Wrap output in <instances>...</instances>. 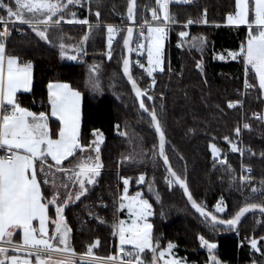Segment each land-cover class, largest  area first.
Here are the masks:
<instances>
[{
    "label": "trees",
    "instance_id": "trees-1",
    "mask_svg": "<svg viewBox=\"0 0 264 264\" xmlns=\"http://www.w3.org/2000/svg\"><path fill=\"white\" fill-rule=\"evenodd\" d=\"M130 0H91V6L69 5L65 18L88 19L91 23L118 24L125 26L111 49L108 59L107 28L103 25L91 27V31L78 25H61L66 49L72 55L81 49L83 37L86 41L87 58L83 64L75 65L65 59L60 49L46 43L26 25L18 32L13 28L7 43V52L17 55L22 61H31L33 68V88L28 94H21L19 104L32 112L50 114L48 95L49 83H65L82 93L81 143L89 145L96 138L93 132L102 133L104 144L100 146L103 162L101 174L94 185L80 201L70 204L64 212L70 233L71 247L77 254L86 253L89 246L100 241L94 253L108 257L117 251V239L112 227L118 222L121 211L117 201L124 185L119 180L130 179V194L140 192L153 208L150 218L153 224L152 240L158 251L165 250L169 242L176 245V255L189 263L209 264L207 248L201 246L200 236L217 244L215 254L224 264H264L260 253H254L246 239L264 236V216L254 214L248 217L237 230L218 227L212 230L207 223L190 209L183 193L175 184H169V173L158 154V138L150 117L141 112L132 90L122 74L125 57L123 40L128 28V4ZM158 9L157 0H138L137 24L143 15L151 24H164L162 20H152L151 10ZM206 10V15H205ZM100 12V17L95 12ZM236 0H189L188 3L172 2L169 13L175 25L170 28V41L165 49L164 72L156 73L155 85L135 65L133 52V77L142 90L152 96L144 99L146 107L155 110L168 141L167 156L173 170L186 178L193 198L207 211L221 218H230L243 207L245 202L264 203V196L251 193V188H259L264 181V120L254 114H264V95L258 88L254 73L248 82L255 87L244 91L245 64L238 58L230 62L215 60L217 53L239 51L246 43L248 28L226 27L227 16L235 14ZM4 12L0 11V16ZM121 17V18H120ZM250 14V20H252ZM192 19L196 25L188 30L186 37H180L184 25ZM207 19L208 23L202 21ZM201 24H206L202 26ZM200 25V26H199ZM254 25V24H253ZM138 32L135 42L138 38ZM54 36V30L49 31ZM207 42L201 47H193L198 38ZM182 45V50L175 47ZM76 49V51L73 50ZM65 49V50H66ZM202 64L203 71L197 64ZM95 68V72L91 69ZM90 76L98 78L101 91L93 92L88 86ZM239 100L242 106L228 108L230 101ZM249 123L250 130L244 133V145L255 155H246L243 162L229 151L224 137L232 139L235 128ZM55 133L59 123L49 119ZM119 125V128L116 126ZM121 133H126L122 135ZM217 144L227 164L214 161L211 144ZM84 154V153H83ZM70 157L64 166L78 162L83 155ZM133 159L128 160L126 157ZM253 171L250 182H242L241 166ZM140 175L145 182L138 184ZM38 179H43L40 175ZM47 193L49 186L42 184ZM156 193L159 194L157 199ZM106 203L105 208H94L99 198ZM221 199L227 206L223 214L216 213L215 206ZM49 215L55 218L54 206L49 207ZM96 212L104 222L99 224L89 219ZM259 221V223H257ZM50 229L53 227L49 225ZM151 253L145 251L143 257L151 260Z\"/></svg>",
    "mask_w": 264,
    "mask_h": 264
},
{
    "label": "snow or ice",
    "instance_id": "snow-or-ice-1",
    "mask_svg": "<svg viewBox=\"0 0 264 264\" xmlns=\"http://www.w3.org/2000/svg\"><path fill=\"white\" fill-rule=\"evenodd\" d=\"M188 3L189 0H181ZM81 0H0V11L4 12L0 16V264H33L32 257H35V264H49L53 255L60 256L55 264H183L172 256V250L176 245L168 243L167 249L158 251V245L152 240L153 224L147 223V217L153 215L152 204L143 198L142 193L136 192L129 196L130 179L123 178V195L119 198V211L127 209V215L131 220L127 224L125 220H120L115 225V234L119 237V254L106 258H93L85 261L83 257L77 259V253L69 243L72 229L67 223L64 215L65 209L81 197H85L89 191L88 185L96 183V177L100 175L103 162L100 159V144L103 142L100 133L93 132L96 137L91 144L81 143V122L82 93L74 90L68 84L49 83L48 95L50 104V114L47 112L35 113L22 107L17 100V93L30 92L33 83V68L31 61H22L17 55L7 53L6 41L10 35V22L27 25L37 37L46 43L54 44L60 49L61 56L65 55L67 45L64 43L62 32L59 26L62 21L68 24L89 25L87 19H76L75 13H71L72 18L65 20V12L69 5L80 4ZM171 0H157L159 12L156 8L151 10L152 20H161L166 25L173 22L169 13ZM89 7L91 0H88ZM136 0H130L128 7V19L135 22ZM235 14L227 16L229 25H248V35L246 43H243L238 52L229 53L232 59L240 58L245 64V88L255 87L247 81V73L253 72L258 80V88L264 95V0H254L250 7L249 0H236ZM162 13V17L161 14ZM250 13L252 20H250ZM206 15V10H205ZM95 16L100 17V12L96 11ZM208 23L207 19L202 21ZM192 24V20H188ZM145 29L141 26L140 36L146 43H138L137 51L144 49L147 53V67L136 61L138 66L152 77V84L155 85L154 73L164 72V41L167 38L165 26H152L148 21ZM255 25L253 28L252 25ZM54 30V36H49V31ZM91 31V25H89ZM133 28H127V36L123 43L128 53L131 54L133 48L131 41ZM145 31L147 35H145ZM108 47L111 49L114 35L118 32L114 26H107ZM180 37H186L187 32H180ZM88 40V35L83 37V41ZM198 43L193 42V47H201L207 42L205 37L198 38ZM76 51L75 48H73ZM83 50V44L80 51ZM109 59L111 52L109 51ZM68 59L76 60L77 55L69 56ZM220 59H224L223 56ZM132 61L130 58L124 59L123 73L127 76L139 99V107L148 113L156 132L159 134V156L162 157L163 164L169 173L168 183L178 184L184 190L191 206L204 218L212 230L219 226H225L226 230H232L239 226L241 218L249 212L257 209L264 214V203L245 202L243 207L230 216L221 218L193 199L189 191L186 178L178 175L169 163L168 156L164 148L166 136L161 125V121L155 110V105L145 106L144 97L152 100L147 92L137 86L136 80L131 73ZM203 71L202 64L198 63ZM96 69H91L95 72ZM88 86L93 92H100L101 87L98 78L90 76ZM242 106L239 100L230 101L228 108ZM258 120H264V114H254ZM50 117L59 121L58 130L54 133L49 125ZM119 128V125L116 126ZM250 124L244 123L243 128L250 130ZM235 135L239 137L241 128H235ZM126 135V133H121ZM231 146L232 152L244 153L238 144L229 137H224ZM89 154L82 157L74 168L64 166V162L70 157H76L78 153ZM211 152L214 161L227 164V158L221 157V149L217 144H211ZM94 153L95 155H92ZM250 155H255L249 149ZM264 156V153H261ZM132 160L131 156L126 157ZM69 163L71 161L69 160ZM248 173L241 176L242 182H250L251 168L244 169ZM61 174L58 176L57 174ZM38 174H42L43 179H38ZM145 176L140 175L138 183H144ZM42 184L49 186L46 193L42 189ZM251 193L264 196V181L259 188H251ZM157 199L159 194L156 193ZM55 208L54 233L50 235L47 227L49 221V207ZM226 205L221 199L216 204V213H223ZM98 218V217H97ZM36 222V223H34ZM101 223L104 221L101 220ZM142 222V223H141ZM17 232H22V243L19 242ZM15 237V238H14ZM201 246L207 248L211 264H222L218 260L215 250L217 244L200 236ZM100 241L96 240L94 245L88 247L85 256L93 257L92 248L99 246ZM130 247H125V246ZM249 246L254 253H260L264 259V236L252 237ZM145 251L150 252L151 260L143 258ZM22 254L23 258L21 255ZM171 257V258H169ZM253 264H256L253 261Z\"/></svg>",
    "mask_w": 264,
    "mask_h": 264
},
{
    "label": "rangeland",
    "instance_id": "rangeland-1",
    "mask_svg": "<svg viewBox=\"0 0 264 264\" xmlns=\"http://www.w3.org/2000/svg\"><path fill=\"white\" fill-rule=\"evenodd\" d=\"M65 2H66V0H65ZM254 3V0H249V5H250V7L252 6V4ZM84 4H88V0H81V3L80 4H75V7H82V6H84ZM68 11H69V8L67 9ZM66 10V11H67ZM157 11L159 12V6H158V9H157ZM236 11H237V9H236ZM71 13H72V10H71ZM161 14V17H162V13H160ZM251 14V13H250ZM121 18V17H120ZM250 18V17H249ZM76 19H78V18H76ZM65 20H67V18H65ZM79 20V19H78ZM88 20V19H87ZM162 20V19H161ZM89 21V20H88ZM16 24H19V23H16ZM118 24H122V23H118ZM194 24H195V22H194ZM226 24L227 25H229L228 23H227V21H226ZM226 24H225V26H226ZM63 26V25H78V26H82V27H85L86 28V30L88 31V29H89V25H91V27H97V26H100V25H103V26H105L106 28H107V26H109V25H112V26H114V25H116V24H98V23H91L90 21H89V25H82V24H68V23H65L64 21H62L61 22V24H60V26ZM123 26H121L120 28L122 29L125 25L124 24H122ZM149 25H152V26H165L166 27V29H167V38L165 39V41H164V49H163V56H164V63H165V49H166V45L168 44V42L170 41V30H169V28H168V26H167V24L165 25V24H151V23H149ZM202 26H206V24H201ZM27 26V25H26ZM185 26V25H184ZM192 26H194V25H192ZM192 26H188V27H184V31L183 32H187L188 33V30H189V28L190 27H192ZM200 26V25H199ZM229 26H236V25H229ZM115 27V26H114ZM227 27V26H226ZM239 27H247L248 28V25H239ZM116 28V27H115ZM117 29V28H116ZM120 29V30H121ZM138 29V28H137ZM120 30H119V32H117L115 35H114V39H113V44H112V47L114 46V44L116 43V41H117V39H118V37H119V34H120ZM146 35H147V32H146ZM107 39H108V32H107ZM247 41V40H246ZM143 43H146V41H144ZM86 47H87V43L85 42V44H84V48H83V50L82 51H80V49L79 50H77V52L75 53V55H78V54H80V53H84V52H86L85 50H86ZM112 47H111V49H112ZM175 47H177V49H180V50H182V45L181 44H177ZM111 49H109V47H107V51H108V54H109V51H111ZM71 49L70 48H68V49H66L65 50V55L63 56L65 59L68 57V56H72V51H70ZM238 52V51H237ZM87 53V52H86ZM145 53H146V51H145ZM229 53H232V51H226V52H220V53H217L216 54V56H215V60L216 61H218V62H230V61H235V60H237V59H232L231 58V56L229 55ZM221 56H223L224 57V59H220V57ZM108 59H109V55H108ZM145 66L147 67V53H146V56H145ZM140 69V68H139ZM141 71V70H140ZM141 73H143V75L147 78V72L144 70L143 72H141ZM156 73H160L159 71H157ZM156 73H154L153 75H155ZM149 81H150V85L149 86H151L152 88L154 87L153 86V84H152V80H153V78L151 77L150 79L149 78H147ZM82 101H83V99H82ZM82 101H81V106H82ZM81 111H82V108H81ZM100 134V132H98V134L97 135H99ZM102 140H103V142L100 144V146L102 145V144H104V141H105V137L104 136H102ZM229 151L231 152V153H234V152H232L231 151V147H229ZM89 153L88 152H85L82 156H81V158L82 157H86L87 155H88ZM92 155H95L94 153H92ZM221 157H223L222 156V154H221ZM81 158H80V160H81ZM79 160V161H80ZM79 161L78 162H76V163H74L73 165H70V166H67V167H69V168H74L76 165H77V163H79ZM100 174H101V170H100ZM39 175H41V177H42V174H39ZM58 176H60L61 174H57ZM100 176V175H99ZM98 176V177H99ZM98 177H96V181H97V179H98ZM43 178V177H42ZM139 185H141V183H138ZM143 184V183H142ZM129 191H128V195L129 196H133L132 194H130V191L132 190V187H131V184H129ZM124 189V188H123ZM122 195H123V192H122ZM77 202V201H76ZM76 202H74V203H76ZM149 202V201H148ZM150 203V202H149ZM220 203V202H219ZM71 204H73V203H71ZM152 211H153V208H152ZM226 211V210H225ZM224 211V212H225ZM223 212V213H224ZM122 213V215L120 216V218H119V220H118V222L120 221V220H125L126 221V226H127V224H130L131 223V220L129 219V217H128V215H127V209H125L124 211H122L121 212ZM223 213H219V214H223ZM153 215H150V216H148L147 217V223H151L150 222V218L152 217ZM56 219V217L53 219V220H55ZM117 222V223H118ZM142 223V222H141ZM54 227L55 226H53V228H52V234L54 233ZM70 235V234H69ZM115 237H116V239H117V244H118V246L120 247V243H119V237L115 234ZM69 243H70V245H71V242H70V239H69ZM126 248L127 247H130V246H125ZM119 251V250H118ZM118 251H116V252H118ZM115 252V253H116ZM207 252H208V250H207ZM85 254V253H84ZM18 255H21L22 256V258H23V255L22 254H18ZM172 256L173 257H175L177 260H181V258H179L177 255H176V251H175V248L172 250ZM144 258V257H143ZM169 258H171V257H169ZM32 259V261H33V263L35 262V257H32L31 258ZM219 260V259H218ZM181 261H183V264H189V262H186L185 260H181ZM160 264H163V262L161 261L160 262ZM209 264H211V261H210V259H209ZM222 264H224V263H222Z\"/></svg>",
    "mask_w": 264,
    "mask_h": 264
},
{
    "label": "built area",
    "instance_id": "built-area-1",
    "mask_svg": "<svg viewBox=\"0 0 264 264\" xmlns=\"http://www.w3.org/2000/svg\"><path fill=\"white\" fill-rule=\"evenodd\" d=\"M172 2H181V0H171V3H172ZM171 3H170V4H171ZM170 4H169V6H170ZM145 20H147V19H146V16L143 15V17H142V22H141L140 24H137V28H138L139 32H138V38H137V41L134 43V50H133V52H134V54H135V65H136V67H138V68H140V67L138 66V64L136 63V61H139L140 63H142V64L145 65V56H146L145 50H144V49H140V50H139V52H143V53H144L143 55H139V53H138V51H137V44L145 41V40L140 36L141 26H143L145 29H146L147 26H148V25H145V24H144V21H145ZM190 20H192V19H190ZM192 21H193V20H192ZM148 24H149V22H148ZM192 25H196V24H194V21H193L192 24H187V25H185V26H183V27H188V26H192ZM20 26H21V24H16V23H15L14 26H13L12 23L10 22V27H9V33H10V35H11V32H12V29H13V28H17L18 32L21 33V31L19 30V27H20ZM114 26L118 29V32H119V30L121 29L120 27L123 26V25H122V24H116V25H114ZM167 26H168V28H169V30H170V28L173 27V26H175V25H172L171 23H168ZM252 26H253V28H255V25H252ZM0 30H2V28H0ZM10 35L7 37L6 47H7V43H8V39H9ZM145 35H146V31H145ZM86 58H87V53H86V52H84V53H80V54L77 55V59H76V60H73V64H75V65H81V64H83V62H84V60H85ZM140 70H141V72L144 71V69H142V68H140ZM251 74H252L251 71H249V72L247 73V81H248V77H249ZM146 76H147V78H149V79L151 78V77H149L148 75H146ZM245 79H246V76H245V70H244V81H243V89H244V91H245L246 89H248V88H245ZM149 87H150V86H149ZM243 124H244V123H242V126L240 127V128H241V134H240V136H239V137H236V135H235V133H234V135H233V137H232V140L238 144V147H239V148L243 151V153H244V154L241 156L239 152H234V154L237 155V157L241 160V162H243L244 157H245L246 155L249 154V148L246 147V146L244 145V142H243V140H244V133H245L246 131H248L249 129H244V128H243ZM228 145H229V144H228ZM229 147H231V146L229 145ZM245 168H247V167H244L243 165L241 166V176H246V175H248V173L244 171ZM252 173H253V171H252V169H251V174H250V175H252ZM119 181L123 183V180H119ZM121 196H122V195H121ZM119 202H120V200L118 199V201H117V204H118V205H119ZM105 207H106V203H105V201H104V199H103L102 197L99 198V200L96 202L95 205L91 206L92 209H94V208H105ZM88 217H89L90 220H94V221L98 222L99 224H102V223L100 222L101 219L99 218V216H98V214H97L96 212H91V213L89 214ZM97 217H98V218H97ZM257 223H259V221H258ZM116 224H117V223H116ZM116 224H115V225H116ZM112 230H113L114 235H115V226L112 227ZM246 244L249 245V240H247V239H246ZM118 254H119V251L116 252L114 255H118ZM80 257H83V259H84L85 261H87V260H91V259H93V258H97V259H99V258H106V257H101V256L96 255V254L94 253V251H93V257H88V256H85L84 254H77V259H78V261H79V258H80Z\"/></svg>",
    "mask_w": 264,
    "mask_h": 264
},
{
    "label": "water",
    "instance_id": "water-1",
    "mask_svg": "<svg viewBox=\"0 0 264 264\" xmlns=\"http://www.w3.org/2000/svg\"><path fill=\"white\" fill-rule=\"evenodd\" d=\"M129 4H130V1H129ZM129 4H128V7H129ZM137 8H138V0H136V6H135V9H134V11H135V22L133 23V21H131V20L128 19V22H129V23H128V28H129V27H132L133 30H134V31H133L132 41H131V47L133 48V50H134V43H135V38H136V34H137ZM126 36H127V33H126V35H125L124 38H126ZM123 49H124V54H125L124 59H126V58H130V60L132 61V64H131L130 68H131V73H132V77H133V51L131 52V54H129L128 51H127V49H126L125 46H124V43H123ZM123 62H124V60H123ZM122 74H123V77H124L125 81H126V82L128 83V85L130 86V88H131V90H132V93H133V95H134V98L137 100V102H138V104H139V99L136 97V93H135V91L133 90L131 83L129 82L127 76H125L124 73H123V63H122ZM133 79H134V77H133ZM136 83H137V82H136ZM137 86L140 88V86H139L138 84H137ZM140 89H141V88H140ZM146 97H147V96H145L144 99H145ZM145 106H146V105H145ZM140 110H141V112L145 113V112L143 111V109L140 108ZM145 114L148 115V113H145ZM148 116H149V115H148ZM152 124H153V123H152ZM153 129L155 130L154 125H153ZM155 132H156V130H155ZM156 135H157V138H158V144H159V134L156 132ZM167 145H168V141H167V138H166V143H165V148H164V151H165V154H166V155H167V153H166V151H167ZM158 153H159V148H158ZM159 158H160V160H161L162 163H163L162 157L159 156ZM168 159H169V158H168ZM169 163H170V161H169ZM170 164H171V163H170ZM163 165H164V164H163ZM164 167H165V169H166V166H165V165H164ZM172 169H173V168H172ZM186 181H187V180H186ZM175 185H176V187H177V188L183 193L184 198H185V200L187 201V203H188L190 209L192 210V212H193L195 215H197L199 218H201L205 223H207V222L204 220V218H203L202 216H200V214H199L198 212H196V210L191 206V203L188 201L187 196H186V194L184 193V190H183L182 188H180L178 184H175ZM187 185H188V183H187ZM188 188H189V186H188ZM189 191H190V189H189ZM190 192H191V191H190ZM192 197H193V196H192ZM193 199H194V198H193ZM194 200H195V199H194ZM254 214H260V215L264 216V214H261V213L259 212L258 209H257L256 211H254V212H249V213H247L244 217L241 218V221H240L239 226H238L237 228H235V229H232V230H237V229H239V228L241 227V225L243 224V222H244L248 217H250V216H252V215H254ZM219 227H220V228H223V229H226L225 226H219Z\"/></svg>",
    "mask_w": 264,
    "mask_h": 264
},
{
    "label": "crops",
    "instance_id": "crops-1",
    "mask_svg": "<svg viewBox=\"0 0 264 264\" xmlns=\"http://www.w3.org/2000/svg\"><path fill=\"white\" fill-rule=\"evenodd\" d=\"M226 26L227 27H231V28H239V26H229V25H227L226 24ZM7 48V47H6ZM8 53V52H7ZM9 54V53H8ZM9 55H12V54H9ZM34 75V74H33ZM34 77V76H33ZM53 85H56V84H65V83H52ZM32 88H33V83H32ZM31 91H32V89H31ZM30 91V92H31ZM30 92H19V93H17V100H18V98H19V96L21 95V94H28V93H30ZM81 108H82V106H81ZM51 119H53V120H55V121H57L54 117H50ZM58 123H59V121H57ZM81 124H82V122H81ZM41 176V175H40ZM38 178H39V174H38ZM122 212V211H121ZM48 216H49V223H48V225H47V227H48V229H49V233H50V235L52 234V228L50 229V227H49V225L50 224H52L53 226H54V224L53 223H51V221L53 220L51 217H50V215H49V212H48ZM34 223H36V222H34ZM153 231V230H152ZM16 236L17 237H19V242H21L22 243V239H23V237H22V232H17L16 233ZM15 238V237H14ZM71 242V241H70ZM119 246H118V244H117V251L119 250ZM94 249H96V247H93L92 248V252L94 251ZM167 249V248H166ZM163 251V250H162ZM114 255V254H113ZM60 259V256H58V255H53L52 256V258H51V260L49 261V264H55V262L56 261H58ZM181 260H185V259H181ZM186 261V260H185ZM187 262V261H186ZM33 264H35V262L33 263ZM189 264H195V263H189Z\"/></svg>",
    "mask_w": 264,
    "mask_h": 264
}]
</instances>
